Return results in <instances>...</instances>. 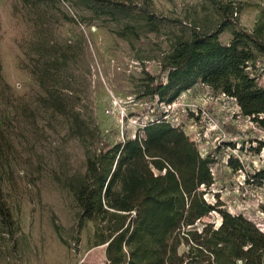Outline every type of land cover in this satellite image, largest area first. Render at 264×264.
<instances>
[{
  "label": "rangeland",
  "instance_id": "374dc122",
  "mask_svg": "<svg viewBox=\"0 0 264 264\" xmlns=\"http://www.w3.org/2000/svg\"><path fill=\"white\" fill-rule=\"evenodd\" d=\"M103 2L113 16L81 0H0V200L11 215L0 217V264H106L73 191L88 156L161 115L213 159L206 200L264 231V181L253 177L264 170V127L200 83L170 105L147 94L148 76L165 81L160 63L178 37L215 31L217 3L235 10L225 45L264 23V0ZM247 70L264 87V56ZM220 220L210 212L195 227Z\"/></svg>",
  "mask_w": 264,
  "mask_h": 264
},
{
  "label": "trees",
  "instance_id": "16d2710c",
  "mask_svg": "<svg viewBox=\"0 0 264 264\" xmlns=\"http://www.w3.org/2000/svg\"><path fill=\"white\" fill-rule=\"evenodd\" d=\"M81 1L98 17L114 14L103 0ZM216 5L221 19L215 31L193 28L178 37L160 63L165 81L148 76L147 94L170 105L200 83L234 99L242 115L264 127V87L247 70L264 56V23L233 30L224 45L218 36L235 10L231 3ZM146 21L156 26L151 16ZM212 162L163 115L88 156L73 195L80 217L93 225V246L104 247L106 264H264V231L204 197L214 183ZM253 177L261 183L264 170ZM210 212L218 213L220 224L195 227ZM0 217L11 220L1 200ZM181 246L186 250L180 252Z\"/></svg>",
  "mask_w": 264,
  "mask_h": 264
},
{
  "label": "built area",
  "instance_id": "2783aa9c",
  "mask_svg": "<svg viewBox=\"0 0 264 264\" xmlns=\"http://www.w3.org/2000/svg\"><path fill=\"white\" fill-rule=\"evenodd\" d=\"M211 171V170H210Z\"/></svg>",
  "mask_w": 264,
  "mask_h": 264
}]
</instances>
